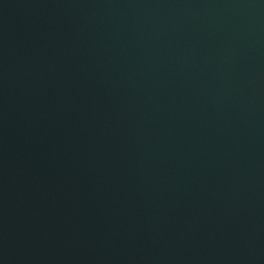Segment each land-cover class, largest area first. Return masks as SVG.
<instances>
[{
	"label": "water",
	"instance_id": "water-1",
	"mask_svg": "<svg viewBox=\"0 0 264 264\" xmlns=\"http://www.w3.org/2000/svg\"><path fill=\"white\" fill-rule=\"evenodd\" d=\"M0 264H264V0H0Z\"/></svg>",
	"mask_w": 264,
	"mask_h": 264
}]
</instances>
